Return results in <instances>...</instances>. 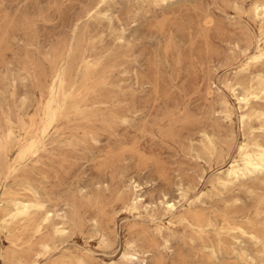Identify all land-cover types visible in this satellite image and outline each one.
Masks as SVG:
<instances>
[{
	"label": "rangeland",
	"instance_id": "rangeland-1",
	"mask_svg": "<svg viewBox=\"0 0 264 264\" xmlns=\"http://www.w3.org/2000/svg\"><path fill=\"white\" fill-rule=\"evenodd\" d=\"M258 3L0 0V211L11 192L32 198L24 185L41 213L68 218L64 236L0 230V264H34L35 253L39 264H264V171L216 184L241 164V144L264 145ZM31 143L37 154L19 160ZM188 214L203 220L188 225ZM44 236L47 253L35 245ZM128 242L138 260L124 258ZM203 244L222 253L209 259Z\"/></svg>",
	"mask_w": 264,
	"mask_h": 264
},
{
	"label": "bare ground",
	"instance_id": "bare-ground-1",
	"mask_svg": "<svg viewBox=\"0 0 264 264\" xmlns=\"http://www.w3.org/2000/svg\"><path fill=\"white\" fill-rule=\"evenodd\" d=\"M253 11L256 16L264 17V4H255L253 7ZM261 58H264V47L258 46L257 51L252 59L259 60ZM61 75L62 74L60 71L54 73L51 85L52 93H56L57 90L61 88ZM250 95L252 94H242L240 98H237V100L243 104H247L250 99ZM46 117L47 126L50 127L54 121L55 113L50 112L47 114ZM243 117L247 118V116L244 115ZM238 151L241 159V164L237 160L232 161L225 170L220 171L216 174V184L220 187L226 188L232 185L235 181H238L240 178H243L246 174L264 171V145H257L255 149L250 152L249 150H247V147L244 144H241L239 146ZM37 152V146L34 143H31L28 146L24 147L22 150H20L19 160H24L28 156L36 155ZM136 187L138 186L135 185L134 188L136 189ZM20 190L31 192L32 198L25 199L20 197L19 193L11 192L9 194L10 197L8 198L7 204L5 206H2V209L0 211V230L2 232L11 234L14 230L17 229V227L19 228V225L22 223L24 224V230L32 231L34 236L40 235L43 229L48 226L53 227L55 236H64L66 234L65 225L68 221V218L66 216H59V214H56L52 211L44 210V212L41 213L44 209V203L40 195L36 193L34 189H32L30 186L22 185ZM183 193L184 192L181 191V196H183ZM138 203V200L132 202L133 210L137 209L136 206ZM167 211L173 213L175 211V205L173 203L171 204L170 202H168ZM55 219L59 221L54 223ZM181 220L183 222H186V224L191 225L192 222L201 223L203 218L198 215L188 214L187 216L182 217ZM237 229L240 234L248 235L252 241H254L255 243H259L258 238L253 234L247 233L244 229L240 227H238ZM157 233L161 235V229H158ZM36 240L37 241L35 242V245H37L38 248L41 249L44 253L50 252L53 249V246L48 237H36ZM163 240L166 244L169 242V239L167 237H164ZM127 248L128 251L125 253L124 258L127 260H130L132 258L138 260V252L136 250L135 244L133 242H128ZM201 250L202 253L206 255L209 259H217L218 255L222 253L221 246H216L212 244H203ZM237 255H240L241 258L247 257L244 251L242 253H237ZM32 258L34 264H39L38 253L32 255ZM20 261L21 258L16 256V254H13L9 259V264H18V262ZM61 264H85V260L80 256H73V258L67 261H62ZM177 264L186 263L179 262ZM198 264H204V261L202 260Z\"/></svg>",
	"mask_w": 264,
	"mask_h": 264
}]
</instances>
